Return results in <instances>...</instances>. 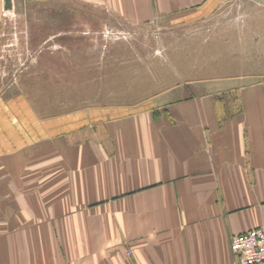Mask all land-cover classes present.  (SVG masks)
Wrapping results in <instances>:
<instances>
[{
	"label": "crops",
	"instance_id": "1",
	"mask_svg": "<svg viewBox=\"0 0 264 264\" xmlns=\"http://www.w3.org/2000/svg\"><path fill=\"white\" fill-rule=\"evenodd\" d=\"M225 1L89 0L133 25ZM230 81L52 118L0 97V264H239L232 237L264 227V85Z\"/></svg>",
	"mask_w": 264,
	"mask_h": 264
},
{
	"label": "rangeland",
	"instance_id": "2",
	"mask_svg": "<svg viewBox=\"0 0 264 264\" xmlns=\"http://www.w3.org/2000/svg\"><path fill=\"white\" fill-rule=\"evenodd\" d=\"M12 5L0 21V97L25 99L39 117L150 109L234 78L264 85V0H226L176 25H133L89 0Z\"/></svg>",
	"mask_w": 264,
	"mask_h": 264
},
{
	"label": "built area",
	"instance_id": "3",
	"mask_svg": "<svg viewBox=\"0 0 264 264\" xmlns=\"http://www.w3.org/2000/svg\"><path fill=\"white\" fill-rule=\"evenodd\" d=\"M230 249L239 264H264V227L233 236Z\"/></svg>",
	"mask_w": 264,
	"mask_h": 264
},
{
	"label": "water",
	"instance_id": "4",
	"mask_svg": "<svg viewBox=\"0 0 264 264\" xmlns=\"http://www.w3.org/2000/svg\"><path fill=\"white\" fill-rule=\"evenodd\" d=\"M13 9L12 1L11 0H4V11L11 12Z\"/></svg>",
	"mask_w": 264,
	"mask_h": 264
}]
</instances>
